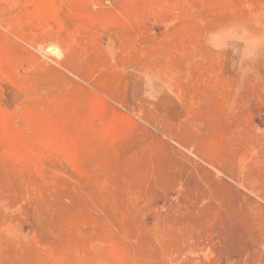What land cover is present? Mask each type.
<instances>
[{
  "label": "rangeland",
  "instance_id": "rangeland-1",
  "mask_svg": "<svg viewBox=\"0 0 264 264\" xmlns=\"http://www.w3.org/2000/svg\"><path fill=\"white\" fill-rule=\"evenodd\" d=\"M0 264H264V0H0Z\"/></svg>",
  "mask_w": 264,
  "mask_h": 264
},
{
  "label": "bare ground",
  "instance_id": "bare-ground-1",
  "mask_svg": "<svg viewBox=\"0 0 264 264\" xmlns=\"http://www.w3.org/2000/svg\"><path fill=\"white\" fill-rule=\"evenodd\" d=\"M39 3V2H38Z\"/></svg>",
  "mask_w": 264,
  "mask_h": 264
}]
</instances>
